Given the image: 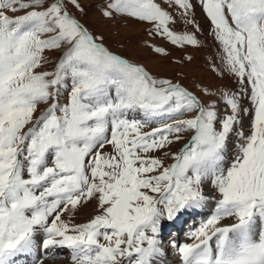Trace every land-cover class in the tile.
Segmentation results:
<instances>
[{
	"label": "snow or ice",
	"instance_id": "obj_1",
	"mask_svg": "<svg viewBox=\"0 0 264 264\" xmlns=\"http://www.w3.org/2000/svg\"><path fill=\"white\" fill-rule=\"evenodd\" d=\"M197 2L234 88L155 75L84 19L147 25L187 80L192 0H0V264H166L184 224L178 264H264V0Z\"/></svg>",
	"mask_w": 264,
	"mask_h": 264
},
{
	"label": "rangeland",
	"instance_id": "obj_2",
	"mask_svg": "<svg viewBox=\"0 0 264 264\" xmlns=\"http://www.w3.org/2000/svg\"><path fill=\"white\" fill-rule=\"evenodd\" d=\"M89 3H99L100 0H86ZM195 5V19L201 26V33L199 38L202 41L204 47L196 51L192 48H188L187 52L192 54L195 57L194 63L183 67V73L188 77L187 80H184V77L181 75L178 77V73L181 72V67L164 62L161 58L154 56L150 51L142 46L140 43L144 39H148L144 29L147 25L137 23L135 21L129 20L127 24H124L122 21H109L102 18L95 9H89V14L86 18L87 22L95 31L102 32L110 46L113 47V50L122 52L127 58L138 61L143 64L147 70L158 76H164L165 78L170 79H181L186 85L190 84L192 79L195 78L200 80L203 84H211L217 86H228L229 88L235 87V81L233 79H221L213 73L210 68L207 66L208 63L214 58V54L217 51V47H214V42L211 37L207 35L208 33V21L202 12L200 5L197 0H192ZM153 43L162 44L164 43L159 38H156ZM172 51L174 58L178 59L182 53V50L171 45H166ZM50 60H53L56 53L47 52ZM46 67H51L47 65ZM245 107L248 106L245 102ZM247 118L245 119V128H247ZM155 127L156 125H152ZM150 130V129H145ZM179 145H177L178 147ZM94 204H90L87 207L81 209L77 214L75 222L82 223L86 222L90 218L93 212ZM197 218V222L199 221ZM191 223V221H189ZM189 230V225L184 224L182 229L178 230V235L175 236L174 233H177L176 230H169L164 238V245L168 249V252H173L174 250L171 246L172 241L177 243L190 242L187 240L186 232ZM60 256L65 257L69 263L70 260V250L61 248Z\"/></svg>",
	"mask_w": 264,
	"mask_h": 264
},
{
	"label": "bare ground",
	"instance_id": "obj_3",
	"mask_svg": "<svg viewBox=\"0 0 264 264\" xmlns=\"http://www.w3.org/2000/svg\"><path fill=\"white\" fill-rule=\"evenodd\" d=\"M182 227H179V230ZM66 250V248H64ZM57 255L55 256V258H51L49 260H47L46 264H71L68 262L67 259H65V257L60 256V251L61 249H57ZM166 264H178V256L174 255L173 252H168L167 255V260H166Z\"/></svg>",
	"mask_w": 264,
	"mask_h": 264
}]
</instances>
